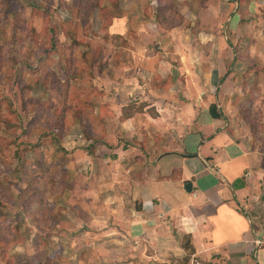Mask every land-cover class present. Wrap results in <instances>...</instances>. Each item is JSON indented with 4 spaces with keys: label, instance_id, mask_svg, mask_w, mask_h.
Returning <instances> with one entry per match:
<instances>
[{
    "label": "rangeland",
    "instance_id": "rangeland-1",
    "mask_svg": "<svg viewBox=\"0 0 264 264\" xmlns=\"http://www.w3.org/2000/svg\"><path fill=\"white\" fill-rule=\"evenodd\" d=\"M213 1L221 4L220 0H0V107L17 112L8 115L9 111H0V146L8 154L6 163L0 165V235L5 238V244L0 247V264H43L38 260L42 256H48L51 264L139 261L137 255H127L130 250L124 252L97 246L96 224H86L92 215L94 217V205L100 194L107 195L113 190L111 183L104 185L106 190L102 189L103 185H99L101 180H118L121 176L118 172L127 169L123 173H129L130 168H134L133 162L137 167L143 165L144 157L140 153L137 160H133V153L128 151L133 144L125 137L120 136L125 141L121 145L124 149L119 152L111 145L120 133L118 125L122 126L121 123L133 113L140 115L139 110L128 104L138 102L143 106L145 101L168 103L169 92L178 96L183 94L178 86V89L170 86L174 81L186 87L183 94L186 101L190 97L196 102L197 99L203 100L206 96L204 88L214 86L210 96L215 97L214 102L217 103L218 96L226 94L220 104L225 106L233 122L239 128L248 126L255 136L260 134L258 137H264V59L257 57L259 50L264 54V46L255 44V34L261 28L260 18L256 13L246 11V3L238 0L240 6H233L229 12L239 14L240 18L237 15L232 27H228V22L220 17L217 10L208 12L203 6ZM6 10H9V17L4 20ZM162 15L166 23L174 26L167 28L164 22H158L157 17ZM223 15L225 18L229 16ZM150 20L155 21L158 27L153 26L148 34L143 32L144 29L134 32L133 25L149 24ZM237 20L238 23L240 20L243 23L248 21V25L241 24L239 28ZM3 26L9 33L6 37L2 32ZM50 27L53 28L52 33L48 31ZM52 34L55 47L47 51L46 48L51 47ZM174 34L178 41L170 46L169 38ZM161 36L166 38L164 50L173 48L177 56L172 54L168 63H163L162 59L168 53L161 51L157 62L161 60L162 63L154 67L151 63L145 68L155 69L161 65L165 71L176 74V78L141 75L144 90L133 91L124 80L120 85L116 78L100 76L99 72L104 68L102 51L107 55L105 62L110 64L112 58L118 61L121 54L129 52L123 49L122 53L125 47L130 48L131 57L136 50L145 58L153 53L151 48L156 47L149 44L157 42ZM219 40H224L243 56L234 57L230 67H225V75L233 72L234 93L228 92L230 87L225 86L227 76L218 77L215 71L218 65L221 69L224 63L229 65L225 61L219 62L228 56V49L220 48ZM28 42L35 48L31 57L28 54L32 46L26 44ZM13 48L20 49L18 55H14ZM217 50L220 54L218 60L209 61L207 56L213 51L217 54ZM200 67L208 70L209 74L212 73L209 69L213 70V75L201 77L203 82L199 84L195 77L190 76L192 81V78L176 73L180 68L190 71ZM19 77L23 84L30 86L26 112L22 109ZM69 77L74 80L71 85L67 84ZM89 83L94 90L89 88ZM62 84L64 86H60ZM189 85L193 92L187 88ZM38 98L40 101L37 102ZM125 102L123 107L117 105ZM152 111L153 115L155 111ZM72 112L81 115L91 112L99 116V125L94 124L99 131L98 142L92 145L81 135L79 123L70 124L69 113ZM148 112L151 113L150 110ZM60 116L63 119L58 121ZM102 117L106 118L105 121ZM27 122L31 124L27 125ZM61 123L68 125L69 131L54 144L65 152L67 170L62 174L65 188L56 199H47V206L53 207V212L47 213L44 206H38L28 189L20 162L27 160L28 168L33 169V144L42 129L48 125L50 127L46 129L49 130ZM141 126H147V121H142ZM154 133L152 137L147 135L143 152L149 149L153 139L158 138ZM89 147H92L90 152L87 151ZM77 148L80 150L75 152Z\"/></svg>",
    "mask_w": 264,
    "mask_h": 264
},
{
    "label": "crops",
    "instance_id": "crops-1",
    "mask_svg": "<svg viewBox=\"0 0 264 264\" xmlns=\"http://www.w3.org/2000/svg\"><path fill=\"white\" fill-rule=\"evenodd\" d=\"M237 1L220 0V5L213 1L203 6L208 12L217 10L228 22L226 25L232 27L233 19L239 14L232 15L229 10L235 5L240 6ZM241 2L246 3V11L259 16L261 28L255 34V44L264 46V16L260 17L264 15V0ZM223 14L229 16L225 18ZM150 21L149 24L133 25L134 32L144 29L143 32L148 34L153 26L158 27L155 21ZM241 24L248 25V21H240L239 28ZM165 39L161 36L157 42H151L149 45L156 47H152L153 53L145 58L136 50L132 58L130 48L120 47L122 53L123 49L129 52L121 54L118 61L112 58L110 64L105 62L107 55L102 51L104 68L99 72L100 76L116 78L120 85L125 81L133 91L144 90L141 75L176 78V74L165 71L161 65L155 69L145 68L151 63V67L162 63L161 60L157 62L161 51L168 53L162 59L163 63H168L172 54L177 56L173 48L164 50ZM177 41L174 34L169 38L170 46ZM218 43L220 48L228 49L227 59L222 58L219 62L225 61L229 65L224 63L223 69L218 65L215 71L218 77L227 76L225 86L230 87L228 92L234 93L233 72L225 75V67H230L234 58L233 46L231 48L224 40ZM261 51L257 52V57L263 60ZM219 55L218 50L217 54L213 51L207 59L218 60ZM207 71L202 67L190 71L180 68L176 73L195 77L199 84L203 82L201 77L213 75V70L209 69L211 74ZM174 82L170 86L179 87L184 94L186 87ZM190 86L187 88L193 92ZM212 88L214 86L205 87L206 96L197 102L191 97V101H186L183 94L178 96L169 92L168 103L145 101L143 106L138 102L132 104L137 106L127 103L139 110L140 115L133 113L121 123L122 126L118 125L120 133L111 145L119 152L124 149L121 145L125 141L120 136L125 137L133 144L127 149L133 153V160L140 153L144 157L143 165L137 167L133 162L134 168H130L128 174L123 173L127 169L118 172L121 173L118 180H101L102 189L106 190L104 185L111 183L113 190L107 195L100 194L94 205V217L92 215L86 224H96L97 246L124 252L130 250L127 255L139 258L137 262L122 264H264V137L255 136L248 126L239 128L226 113L225 106L220 104L226 94L219 95L216 103L215 97L210 96ZM211 103L216 104L221 117L210 114ZM117 105L123 107L126 102ZM152 110L155 111L153 115ZM102 119L105 121L106 118ZM142 121H147L148 128H142ZM153 132L158 138L153 139L149 149L143 152L144 143ZM79 150L77 148L75 152Z\"/></svg>",
    "mask_w": 264,
    "mask_h": 264
},
{
    "label": "trees",
    "instance_id": "trees-1",
    "mask_svg": "<svg viewBox=\"0 0 264 264\" xmlns=\"http://www.w3.org/2000/svg\"><path fill=\"white\" fill-rule=\"evenodd\" d=\"M241 1H245V0H240ZM9 17V10H6V12L3 14V19H8ZM157 21L158 22H164L166 25L165 27L170 28L173 27L174 25L172 24H168L165 21V16H159L157 17ZM241 21V20H240ZM49 32H53V28L50 27V29L48 30ZM2 32L3 35L6 37L9 33L8 31L5 29V27H2ZM11 32H15V31H11ZM72 32H70L71 34ZM68 34V33H67ZM69 34V35H70ZM51 47L50 48H46L47 51H49L50 49H54L55 47V36L52 34L51 35ZM28 45L32 46L31 51L29 52L28 56L31 57V55H33V52L35 51V48L33 47L31 42L26 43ZM17 45V44H16ZM14 55H18V53L20 52L19 48H13L12 49ZM29 51V48L27 50V52ZM46 51V52H47ZM233 52H234V57L237 58H241L243 56H240L235 48L233 47ZM73 60V56L71 57ZM37 59H39L37 57ZM28 58H25V61H27ZM70 76V75H69ZM19 94H20V98L22 101V109L23 111H27V107H28V102L30 100V96H29V85L28 84H23L21 77H19ZM74 80L70 79L69 77V81L67 82V84H72ZM82 85V83H81ZM89 88L94 90V87L92 86L91 83L88 84ZM60 86H64L63 84ZM84 90H86V88H83ZM68 95V93H67ZM40 101V98L37 99V102ZM67 108H72V106H67ZM65 109V108H64ZM4 111L7 110L8 115L14 113L17 114V112L15 110H11L9 108L6 107H0V111ZM73 111H76L73 109ZM209 112L213 117H221L222 113L217 112L216 110V104L215 103H211L209 105ZM38 113V112H37ZM36 114L34 116V120H35ZM38 117V116H37ZM63 119V117L60 116L58 121H61ZM33 121V120H32ZM69 121L70 124H73L74 122H77L80 124L81 126V135L83 136L84 139L91 141L90 143L98 142L99 140V131H97L96 125L98 126L99 124L97 123V121H100L99 116L96 114H93L91 112L89 113H85V114H79V113H73L70 114L69 113ZM31 122V120H30ZM27 122V125H30L31 123ZM65 122V120H64ZM96 123V125L94 126V124ZM46 127H50V126H46ZM46 127L44 129H42L41 134L39 135L37 142L33 144V150H34V159H33V163H34V168L33 169H29L28 168V161L27 160H21L20 162V168H21V172H22V177L26 180L27 182V187L30 190L32 196H34V200L35 202H37L38 206H44L45 209H47V213H52L53 212V207H49L47 206V199L48 198H57L61 192L64 190L65 186H64V182H63V177L62 174H64L66 172V167H65V162H66V156H65V152L58 150V148L56 147V145L54 144V141H58L61 136L65 135L66 132L69 131V127L68 125L61 123L60 125H55L54 128L46 129ZM57 129V131H55ZM1 139V138H0ZM90 149H88L87 151H92V147H89ZM7 150H5L4 148H2L0 146V165H3L6 163L5 158L8 156V154H6ZM61 152V153H60ZM92 153V152H91ZM1 183V182H0ZM1 187V185H0ZM54 199V200H55ZM1 213V211H0ZM1 221H0V229H1ZM4 236L0 235V247H2L5 244V240H4ZM39 261H43V264H51V260L48 256H42V258H38ZM39 263V262H38Z\"/></svg>",
    "mask_w": 264,
    "mask_h": 264
}]
</instances>
